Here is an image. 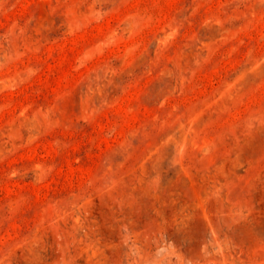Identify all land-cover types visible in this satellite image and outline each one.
<instances>
[{"label":"rangeland","instance_id":"obj_1","mask_svg":"<svg viewBox=\"0 0 264 264\" xmlns=\"http://www.w3.org/2000/svg\"><path fill=\"white\" fill-rule=\"evenodd\" d=\"M0 264H264V0H0Z\"/></svg>","mask_w":264,"mask_h":264}]
</instances>
